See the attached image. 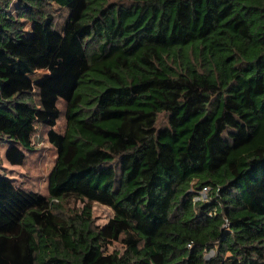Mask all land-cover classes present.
<instances>
[{
	"label": "trees",
	"instance_id": "trees-1",
	"mask_svg": "<svg viewBox=\"0 0 264 264\" xmlns=\"http://www.w3.org/2000/svg\"><path fill=\"white\" fill-rule=\"evenodd\" d=\"M37 125L48 196L0 173V264H264V0H0L10 165Z\"/></svg>",
	"mask_w": 264,
	"mask_h": 264
},
{
	"label": "rangeland",
	"instance_id": "rangeland-1",
	"mask_svg": "<svg viewBox=\"0 0 264 264\" xmlns=\"http://www.w3.org/2000/svg\"><path fill=\"white\" fill-rule=\"evenodd\" d=\"M49 10L54 15L56 22L55 27L57 28L64 22L67 16V10L64 8H56L55 11L49 8ZM45 74L46 72L44 71H38L32 76V78L38 79ZM59 110L61 116L57 122L55 130L58 132H63L65 127V118L64 105L62 103H59ZM166 123V114H160L158 117L157 127H163L166 125ZM47 131L48 128L37 125L32 139L34 150L26 153L27 158L22 166L10 165L5 160L4 155L7 144L4 141H0V173L4 174L7 178H11L17 186H20L28 191L36 192L43 196H48V175L54 166L56 157L55 150L48 142ZM63 206L64 210L68 212V209L72 211L80 210L83 207V204L73 200H68L64 202ZM91 209L93 223L96 226L104 225L112 216V211L107 206L98 203H92ZM107 250L108 252H112L113 250H122V246L119 243H113L108 247ZM208 256L209 254L206 257Z\"/></svg>",
	"mask_w": 264,
	"mask_h": 264
},
{
	"label": "built area",
	"instance_id": "built-area-1",
	"mask_svg": "<svg viewBox=\"0 0 264 264\" xmlns=\"http://www.w3.org/2000/svg\"><path fill=\"white\" fill-rule=\"evenodd\" d=\"M207 191H208L207 187L202 188V190L199 191L198 195L194 198V200L195 201L205 200L207 197ZM188 247H190V244H188Z\"/></svg>",
	"mask_w": 264,
	"mask_h": 264
}]
</instances>
